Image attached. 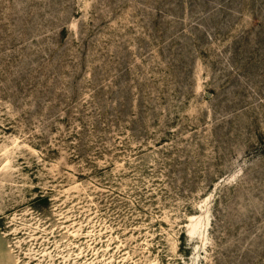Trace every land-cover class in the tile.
I'll return each mask as SVG.
<instances>
[{
	"label": "rangeland",
	"instance_id": "rangeland-1",
	"mask_svg": "<svg viewBox=\"0 0 264 264\" xmlns=\"http://www.w3.org/2000/svg\"><path fill=\"white\" fill-rule=\"evenodd\" d=\"M0 264H264V0H0Z\"/></svg>",
	"mask_w": 264,
	"mask_h": 264
}]
</instances>
